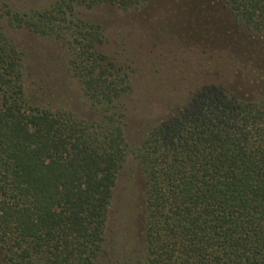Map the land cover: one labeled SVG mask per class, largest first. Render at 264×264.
I'll list each match as a JSON object with an SVG mask.
<instances>
[{
    "label": "trees",
    "instance_id": "trees-1",
    "mask_svg": "<svg viewBox=\"0 0 264 264\" xmlns=\"http://www.w3.org/2000/svg\"><path fill=\"white\" fill-rule=\"evenodd\" d=\"M149 1L5 7L9 28L66 47L88 112L30 103L22 52L0 24V264H101L130 155L142 209L124 264H264V0H222L234 26L213 44L224 52V82L174 98L169 115L130 143L131 72L104 51L102 26L81 10Z\"/></svg>",
    "mask_w": 264,
    "mask_h": 264
},
{
    "label": "rangeland",
    "instance_id": "rangeland-1",
    "mask_svg": "<svg viewBox=\"0 0 264 264\" xmlns=\"http://www.w3.org/2000/svg\"><path fill=\"white\" fill-rule=\"evenodd\" d=\"M51 1L0 0V24L22 52L26 99L51 110L85 115L88 106L78 81L68 72L66 47L26 29L13 30L4 19L6 6L28 11ZM81 12L102 26L104 51L131 72L132 93L124 100L130 143L169 115L174 98L196 86L224 82L220 74L226 67L221 59L224 52H217L213 44L222 31H234V26L222 0H150L139 9L102 6ZM141 186L137 163L130 155L114 188L101 264L127 262L125 255L136 244Z\"/></svg>",
    "mask_w": 264,
    "mask_h": 264
}]
</instances>
